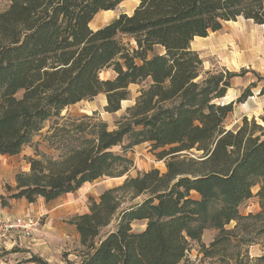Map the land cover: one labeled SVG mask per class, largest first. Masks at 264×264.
Instances as JSON below:
<instances>
[{
	"label": "trees",
	"instance_id": "16d2710c",
	"mask_svg": "<svg viewBox=\"0 0 264 264\" xmlns=\"http://www.w3.org/2000/svg\"><path fill=\"white\" fill-rule=\"evenodd\" d=\"M123 1L11 0L0 12L1 154L20 153L47 119L100 93L107 96L105 110L117 112L129 86L146 82L114 129L89 115L72 128L54 126L79 144L60 159L30 157V172L17 175L9 201L48 202L85 182L122 176L130 169L125 151L150 142L161 159L169 156L168 171L127 177L76 216L80 264H179L189 240L201 242L205 229L221 232L213 247L231 237L234 230L226 225L244 218L239 208L257 184L260 210L247 217L264 233V125L245 116L226 129L235 103L216 99L241 74L204 70L192 48L194 38L239 17L264 25V0H135L132 12L92 28L98 12ZM108 68L115 74L104 79ZM257 76L237 102L261 81L264 94V76ZM126 139L122 152L114 150ZM187 151L195 157L181 158ZM142 219V232L132 231V222ZM29 262L52 264L38 255Z\"/></svg>",
	"mask_w": 264,
	"mask_h": 264
},
{
	"label": "rangeland",
	"instance_id": "374dc122",
	"mask_svg": "<svg viewBox=\"0 0 264 264\" xmlns=\"http://www.w3.org/2000/svg\"><path fill=\"white\" fill-rule=\"evenodd\" d=\"M10 3L11 0H0V12L5 10ZM136 5L137 1L126 0L115 9L100 11L93 18L91 26L94 29L105 26L106 23L118 17L121 12H132ZM247 33L257 36L258 47L252 56L245 55L247 50L245 51L243 44H238L235 47L232 45L233 42L228 39L230 36L234 39L238 35ZM192 48L203 58L204 70H228L241 74L232 78L227 94L216 99L222 103L232 101L235 103L234 110L226 118V129L236 128L243 122L242 118L245 116L250 119L256 118L260 124L264 125L262 118L264 117V96H259L262 81L253 88L254 97L250 98L248 103L237 102L238 97L251 82H258V74L264 76V25H258L252 20L239 17L230 23L225 22L220 30L210 32L208 36L194 38ZM239 53H243V56H239ZM114 74V71L108 68L102 71L100 76L107 79L113 77ZM145 83L144 81L129 86V98L123 100L122 109L117 112L105 110L107 96L105 93H100L92 100H81L76 104L69 105L61 112L60 116L47 119L43 123V128L33 135L31 144L24 146L23 151L19 154L15 156L0 154V180L3 181L1 186L3 190H0V209L6 207L3 206L2 201L6 200L9 203V195L16 191L17 175L22 172H30V157L44 158L48 156L60 159L63 154L79 144V140L74 139V136L72 140H69L68 135L62 137L63 131L53 129L54 126L62 128L67 125L72 128L74 124H77V121L83 120L85 115H89L107 122L109 128L114 129L117 127L116 121L124 115L128 107L135 104L136 98L141 93L140 89ZM95 111L97 114H94ZM54 134L58 135L53 136ZM77 136L75 135V137ZM128 142L129 139H126L122 145L115 146L114 150L122 152L123 146ZM158 151L160 149L152 150L150 142H143L126 150L125 155L130 160L128 163L130 169L122 176H104L92 182H85L73 195L64 196L68 197L63 201L68 208L60 217L50 216L51 204L39 200L37 204L42 206L43 212L28 215L38 220L34 235L15 245L12 250L6 253L11 264H35L29 262V258L34 255H38L52 264H68L65 259L74 264H80L79 252L82 249L80 235L76 234L73 227H70L74 224L76 216L89 211L93 200H98L105 190L122 185L127 177H136L156 168L160 169L162 173L167 172V162L170 158L167 156L161 159ZM184 153L186 155H182L181 158L195 157V154L190 151ZM259 189L260 184L255 185L253 197L240 206L239 209L244 218L226 225L227 229L234 230L231 237H226V240L223 242L221 240L218 246L213 247L212 243L221 236V232L216 228L205 229L201 242L189 240L188 252L179 264H264V233H258L255 219L247 217L260 210L259 196H257ZM191 195L197 197L198 194L192 191ZM145 226V219L134 220L132 231L142 232ZM211 249L213 253H210Z\"/></svg>",
	"mask_w": 264,
	"mask_h": 264
},
{
	"label": "built area",
	"instance_id": "2783aa9c",
	"mask_svg": "<svg viewBox=\"0 0 264 264\" xmlns=\"http://www.w3.org/2000/svg\"><path fill=\"white\" fill-rule=\"evenodd\" d=\"M38 220L26 214L0 216V264H11L7 252L34 235Z\"/></svg>",
	"mask_w": 264,
	"mask_h": 264
},
{
	"label": "crops",
	"instance_id": "0c3cea01",
	"mask_svg": "<svg viewBox=\"0 0 264 264\" xmlns=\"http://www.w3.org/2000/svg\"><path fill=\"white\" fill-rule=\"evenodd\" d=\"M259 96L263 97L264 94L263 95H259ZM252 97H254V95L249 96L248 99L245 101V103H248V101ZM23 149H22V151H23ZM17 154H19V153H17ZM4 155H7V154H4ZM9 156H15V155H9ZM2 183H3V181L1 179L0 180V190H3V188H1ZM75 192L64 193V195H61V196H59V197H57V198H55L53 200H49L48 202L43 197H39L33 203L28 202L24 197H20V198H17V199H12V200L9 201L10 206H8V207L6 206V207L0 209V216H2V215L18 216L19 214H26V215L38 214L39 212H43L42 210H44V209L41 208L42 206L40 207V205L37 204L39 200H42L44 203L51 204V206H52L51 210H52L53 214L51 212L50 216L60 217L62 214H64V211H66L67 208H68L66 206V203H63L64 199H68V197L73 195ZM64 196H68V197H64ZM70 227L71 228L73 227L75 232H77L75 223L70 225ZM76 234H79V232H77Z\"/></svg>",
	"mask_w": 264,
	"mask_h": 264
},
{
	"label": "bare ground",
	"instance_id": "6f19581e",
	"mask_svg": "<svg viewBox=\"0 0 264 264\" xmlns=\"http://www.w3.org/2000/svg\"><path fill=\"white\" fill-rule=\"evenodd\" d=\"M199 38H203V37H200V36L196 37V39H199ZM228 39L233 42L232 45L235 46V47H237L238 44H243L245 46V51L247 50L246 54H245L246 56L247 55L252 56V54L255 52V50L258 47L257 46V44H258L257 36L255 34H252V35H248V33L247 34H242V35L236 36L234 39L230 36V38H228ZM242 54L239 53V56L240 55L243 56Z\"/></svg>",
	"mask_w": 264,
	"mask_h": 264
},
{
	"label": "water",
	"instance_id": "95a60500",
	"mask_svg": "<svg viewBox=\"0 0 264 264\" xmlns=\"http://www.w3.org/2000/svg\"><path fill=\"white\" fill-rule=\"evenodd\" d=\"M135 8V7H134Z\"/></svg>",
	"mask_w": 264,
	"mask_h": 264
}]
</instances>
